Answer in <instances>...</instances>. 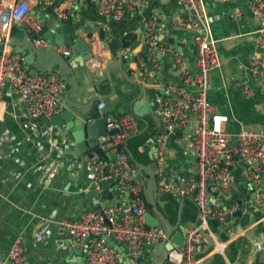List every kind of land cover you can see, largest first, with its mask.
<instances>
[{
    "label": "crops",
    "instance_id": "crops-1",
    "mask_svg": "<svg viewBox=\"0 0 264 264\" xmlns=\"http://www.w3.org/2000/svg\"><path fill=\"white\" fill-rule=\"evenodd\" d=\"M11 1L13 0H0V11ZM61 1L55 0L57 4ZM140 2V10L119 22L120 27L116 30L117 34L114 31V38L118 39L123 30L127 32L123 38V46L127 47L128 43L143 36L140 35L141 29L143 33L144 23L140 21L143 13L159 16L156 35L164 51L157 52L162 57L160 61L155 58L156 66L152 67L155 72L165 73V76L160 78L158 87L154 89L158 93L163 88L165 94L168 85H182L181 69L192 75L196 74L193 33L179 29L173 24V20L184 12L178 0ZM76 8L79 19L85 25L89 20H95L89 0H80ZM205 8L212 19L209 22V37L221 62L220 68L211 74L212 88L207 94V100L216 114L228 117L225 128L233 144L236 142L237 133L243 129L264 131V77L256 76L251 69L253 57L262 53L255 43L259 22L253 15L250 0H235L224 4L205 0ZM31 13L44 24L51 16L40 15L36 9ZM234 14L239 16L235 18ZM215 16L218 17L216 20ZM100 25L93 24L92 27L98 28ZM104 30L107 34L112 33L107 28ZM80 31L81 29L74 31L75 37H81L86 43L93 40L91 53L97 50L107 52L102 76L91 73L86 68V62L80 59L72 60L71 56L63 58L69 64L75 87L71 85L70 79L63 75L64 72L54 68L53 65L56 66L58 62L50 65L45 56V66H39L38 61L34 67H30L29 72L51 73L67 80L61 114L71 111L75 104L87 107L86 113L93 112V109L99 112L95 108V101L104 104L109 111V118L118 119L134 114L137 117L138 130L128 139L125 149L130 162L139 170L145 186L146 178L142 174L147 175L142 169L147 170L155 163V136L159 123L152 117L151 112L144 115L134 113L133 101L139 94L137 85L126 80L123 72L118 69L109 70L108 79L105 71L111 58L106 44L99 42L96 34L89 36L80 34ZM27 34L24 28L12 26L10 43L15 44L12 50H25L26 54H20L23 60L27 55V45L23 44ZM175 43L180 47V51L173 49ZM109 45L111 48H119L120 43L116 44L111 40ZM168 47L172 51L168 50ZM176 57L181 61L180 68L174 65ZM128 74L132 76L130 72ZM146 81L151 87L154 86L152 81ZM236 81H243L252 89L253 95L245 97L239 94L232 87ZM157 97L162 96L158 94ZM0 100V151L3 154L0 162V264H9L7 254L18 237L22 239L24 247V264H82L79 256L58 255L67 241L61 222L78 220L85 211L95 210L97 203H104L100 196L101 190H91V177L88 171L83 169L81 161L72 158L74 145L69 141L70 134L66 133L60 124L56 125V136L53 143H50L49 138L40 135L41 127L49 124L44 121L35 124L33 120L24 117L20 99L16 94L4 88ZM104 140L107 144L102 149L112 158L110 144L106 138L102 141ZM166 144L163 166L166 177L175 179L181 175H194L195 163L193 158L188 156L182 136L170 135ZM54 145L56 149H51ZM60 148L62 151L58 152ZM51 150L54 155L61 156L64 167L59 175L52 179L49 188L43 189V158ZM246 167L242 162L236 163L232 168L236 179L235 188L230 195L213 199L214 205L220 208L226 203L231 207L232 203L237 206L236 201H240L242 207L251 210L244 221V228L235 227L239 225L241 217H231L227 226L214 220L208 221L204 236L198 244L200 247L197 245L195 250L198 264H253L257 255L260 256V263L264 261V206L256 205L257 192L253 188L250 189V183L243 178ZM106 181L103 179L102 183ZM262 184L264 186V177ZM108 190L117 199L116 190L113 187H108ZM253 193H256L255 199L252 197ZM153 214L165 223L178 225L180 231L182 227H191L198 221L194 203L189 199L174 196L158 195ZM159 225L165 229L162 224ZM204 237L209 238L213 244H206ZM168 243L169 239L148 247L140 263L124 261L119 264H164Z\"/></svg>",
    "mask_w": 264,
    "mask_h": 264
},
{
    "label": "built area",
    "instance_id": "built-area-1",
    "mask_svg": "<svg viewBox=\"0 0 264 264\" xmlns=\"http://www.w3.org/2000/svg\"><path fill=\"white\" fill-rule=\"evenodd\" d=\"M80 0H13L0 11V37L4 46L0 51V99L2 90L7 88L16 94L21 102L24 117L35 120H49L61 114L67 80L51 73H29L23 58L7 44L11 39L12 26L22 27L26 33H34L40 38L32 42L36 49H54L67 58L72 49L64 46L51 47L41 38L45 24L31 12L36 9L40 15H53L58 21L70 22ZM215 3H231L235 0H208ZM94 12L107 19L121 22L140 10V0H89ZM183 13L178 15L173 24L179 29L193 33L192 44L195 48L196 74L180 70L182 85L170 84L165 89V97H157L151 108L152 117L159 123L155 144V177L157 193L162 196H174L191 200L197 209L198 221L191 227H182L185 237L182 250L174 248L166 256L172 264H198L195 250L202 239L208 221L214 220L227 226V219L238 210L236 205L220 208L213 199L230 195L235 188V175L232 168L238 162L247 167L243 178L257 192L256 205L264 206V131L243 129L236 135L233 146L226 132L228 117L216 114L207 100L212 88L211 74L220 68L221 62L216 48L209 37V22L212 21L205 8V0H178ZM253 15L259 22L255 43L261 54L253 57L251 69L258 77H264V0H250ZM239 15L234 14L237 18ZM218 17L215 16L216 20ZM159 16H152L143 25V38L150 56L164 51L160 46L156 32ZM82 34V29L80 31ZM91 43V41L89 42ZM93 43V42H92ZM168 50L172 49L170 47ZM106 51L92 52V58L86 62V68L98 76L103 75ZM130 52L121 54L128 61ZM155 65V57L150 58ZM145 63L140 61L131 68V75L141 83L146 81ZM174 65L180 68L181 61L176 57ZM156 66V65H155ZM232 87L241 95L251 97L253 91L243 81H236ZM1 106V100H0ZM98 111L104 104L97 106ZM36 124V123H35ZM24 127H27L24 125ZM56 126L41 127L40 135L49 138L50 143L56 136ZM106 129L113 132L106 139L112 149L113 157L105 163L99 159L90 161L88 170L94 188L103 179L116 185V203L128 194V203L107 205L102 212L85 211L78 220L61 222L67 236L63 250L75 248L81 256L82 264H119V253L111 247L106 238H111L119 245L128 260H143L146 249L169 239L162 226L147 227L144 216L148 213L144 199V180L139 170L130 162L125 149L128 139L137 133V117L129 114L106 121ZM179 134L185 141L188 156L195 163L194 175H181L175 179L166 177L164 161L167 138ZM107 142V141H106ZM56 149V145L51 149ZM61 152V148L57 150ZM61 156L52 150L43 158V189H48L52 179L59 175L64 163ZM3 154L0 151V162ZM104 169L109 173L103 178ZM99 189V188H98ZM9 264H24L25 253L20 237L16 238L7 254Z\"/></svg>",
    "mask_w": 264,
    "mask_h": 264
},
{
    "label": "water",
    "instance_id": "water-1",
    "mask_svg": "<svg viewBox=\"0 0 264 264\" xmlns=\"http://www.w3.org/2000/svg\"><path fill=\"white\" fill-rule=\"evenodd\" d=\"M93 16L95 18L88 21V24L82 23V21L79 19L77 15V10L73 13L72 20L70 22H60L58 21L53 15L47 18L46 24H45V32L41 36L43 40L47 42V44L51 47H57V46H64L72 49L71 59L75 61H83L84 63L87 62L92 58L91 49L93 47V40L91 43H86L84 39L81 37H75L74 31H77V29H82V33L89 36L97 35V39L99 42H103L106 44L108 52L110 54L111 61L106 65L105 75L110 79L109 77V70L111 69H118L119 71L123 72L124 77L126 80L130 81L131 83H135L138 87V96L133 101V111L137 115H144L146 113L151 112V108L154 105V101L156 99V96L159 94L160 96H164L163 88L160 89L158 93L155 92V87H158V83L160 78L165 76V73L163 72H155L153 69L150 58L155 57L157 60H161L160 54H150L148 53V47L146 45V42L141 36L138 40L131 41L128 43L127 47L123 46V38L124 35L127 33L124 30L121 32V36H119L118 39L114 38V31L117 34V31L120 27L119 22H116L111 19H107L104 17L98 16L94 10H93ZM152 17V14L146 13L142 14V20H140L142 23H145V20H148ZM76 22L77 24L74 25L73 23ZM100 23V27L94 28L92 27L93 24ZM114 23V24H111ZM92 24V25H91ZM116 27V28H115ZM105 28L110 30V34H107L105 32ZM142 34V29L140 30V35ZM40 38V36L34 34V33H28L26 36L25 42L23 44L27 45V55L24 57V65H26L25 69L29 72L30 67H34V64L36 62H40L39 66H45V59L44 56L47 57V63L52 65L53 62H58L57 65H53L54 68L60 69L62 72H64V76L67 79H70L71 85L75 87L74 79L72 76V73L68 67V62L64 60L63 56L58 54L54 49L48 50V49H36L33 47L32 42L34 40H37ZM112 40L113 43L118 44L120 43L119 48L112 47L109 45V42ZM9 47L13 48L15 47L14 43H8ZM4 46V41L0 40V51L2 47ZM173 49L176 51H180V47L175 43L173 45ZM128 50L130 52V57L128 61H124L121 58V54L123 51ZM17 54H26L25 50H14ZM59 60V61H58ZM144 62L145 65V72L148 74V77L146 78L148 81H152L153 87L151 85L147 84V81H143L141 83H138L134 77L129 76L128 72H132L131 68L133 66L135 67L138 62ZM52 66V67H53ZM131 66V67H130ZM29 73H34L33 71ZM150 86V87H149ZM100 104V101H95V108ZM92 109L93 107L90 106ZM85 106L81 104H75L72 106L71 111H65L62 114H59L58 116L52 117L49 120H39L35 119L33 120L34 123H42L43 121L47 124L57 125L60 124V126L63 127L64 131L68 134H70L69 141L73 143L74 147L71 153V156L74 160L81 161L83 165V169L88 171L89 175L92 174L91 170H88V166L90 164V161L93 159H99L105 163H107L110 160L109 155H106L103 151V147L107 144V142L103 139L107 138L109 135L113 134V132H108L106 129V121L108 119L109 111L104 107V109L97 112L93 109V112L86 113ZM101 117V118H100ZM234 147L237 146L236 142L232 144ZM155 169L156 164L153 163L148 167L147 170L142 169L143 172L146 173L147 176L142 174L146 178V185H145V191L144 196L147 199V203L151 208L155 211L156 210V202L158 199V193H157V185H156V177H155ZM109 176V173L104 169L103 178H107ZM108 187L114 188L116 190V185L110 181H106L104 183L100 182L98 183V188L100 191L101 199L104 201V203H97L94 208L95 211L102 212V208L107 205H120L122 202L128 203V194L125 195L124 199L118 203H116V200L112 193H109ZM249 188L251 189V185H249ZM94 189V185H92L91 190ZM106 195V196H105ZM252 197L255 199L256 193H253ZM237 206L239 209L230 215L227 219V223L230 222L231 217H241L242 220L239 222V225L235 226L237 229H243L244 228V221L247 219V215L249 216L250 211H248L245 206L242 207V204L240 201H236ZM234 203H232L233 206ZM248 206V205H247ZM223 207L230 208V205L224 204ZM242 208V209H241ZM258 212V209H256ZM144 220L146 222L147 227H157L159 224H162L165 227L166 233L169 237V243L166 249V254L171 252L174 248L178 250H182L184 243H185V237L182 235L181 231L178 229L177 226H172L168 223L163 222L162 220L155 217V215L151 212H148L144 216ZM240 231V230H237ZM204 236V235H203ZM107 243L113 247L120 255L121 262L124 261H131L133 263H140L141 260H128L125 257V254L123 253L122 248L117 245L114 241L111 240V238H106ZM204 241L208 245H212V241L204 237ZM198 247H200L198 245ZM261 255V253H259ZM59 256L69 257L71 255L80 256L78 251L75 248H67L66 250H62L58 252ZM164 264H172L168 262L167 260L164 262ZM253 264H264V261L260 263V256L255 257V261Z\"/></svg>",
    "mask_w": 264,
    "mask_h": 264
},
{
    "label": "trees",
    "instance_id": "trees-1",
    "mask_svg": "<svg viewBox=\"0 0 264 264\" xmlns=\"http://www.w3.org/2000/svg\"><path fill=\"white\" fill-rule=\"evenodd\" d=\"M145 201H146V204H147V210H148V212L153 213V210H152L151 206L148 205L146 198H145Z\"/></svg>",
    "mask_w": 264,
    "mask_h": 264
}]
</instances>
